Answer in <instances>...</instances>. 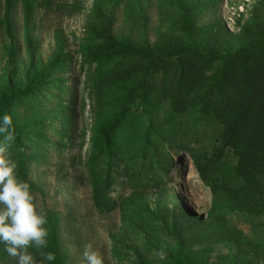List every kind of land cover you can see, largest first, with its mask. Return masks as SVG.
<instances>
[{
    "label": "trees",
    "instance_id": "obj_1",
    "mask_svg": "<svg viewBox=\"0 0 264 264\" xmlns=\"http://www.w3.org/2000/svg\"><path fill=\"white\" fill-rule=\"evenodd\" d=\"M132 1L94 0L81 46L84 61L94 67L87 180L99 213L121 211L125 238L110 236L119 264H154L146 255L149 242H129L139 243L142 235L169 241L164 264H264V0L256 1L244 23L238 19L237 32L213 12L217 0H157L164 22L154 39L150 17L140 5L133 11ZM17 3L32 72L26 79L16 68L6 74L0 114L13 116L17 138L8 156L36 196L31 175L38 155L31 148L46 133L38 98L63 82L54 75L70 57L58 45L43 67L36 64L35 0H0L7 38H15ZM122 11L134 21L123 34L116 31ZM8 49L16 55L15 48ZM72 96L79 97V88ZM77 122L73 113L62 124L68 147L75 144ZM66 147L60 143L57 150ZM185 157L211 191L206 217L173 190L174 172L187 173ZM47 214L48 251L56 252L55 264H69L60 218ZM13 262L0 246V264Z\"/></svg>",
    "mask_w": 264,
    "mask_h": 264
},
{
    "label": "rangeland",
    "instance_id": "obj_2",
    "mask_svg": "<svg viewBox=\"0 0 264 264\" xmlns=\"http://www.w3.org/2000/svg\"><path fill=\"white\" fill-rule=\"evenodd\" d=\"M93 1L35 0L36 12L32 37L36 64L43 67L53 56L58 45L63 47L70 59L64 69L54 75L55 78L63 79V82H57L38 98L39 104L36 110L39 111L46 125V133L45 138L38 144L32 143L31 149L37 153L38 157L33 162L31 176L37 188V203L60 218L61 238L64 250L68 254L69 264H84L82 252L88 243H91L94 249L104 257L105 264H119L112 249L110 236L112 233H118L125 238L121 211L117 209L102 214L96 210L85 166L95 116L94 102L90 97L91 75L94 67L84 61L81 46ZM256 1L217 0L213 12H218L227 26L237 32L238 19L244 23L249 18ZM63 3H78L80 7H65ZM132 5L133 11L138 10L137 5L142 6L150 17L149 25L152 29L150 36L154 39L156 30L164 22L158 1L133 0L129 6ZM3 7L0 6L1 18L4 17ZM13 19L16 26L13 41L7 38L5 28L0 24V84L12 69L16 68L18 76L24 79L32 72L24 37V18L20 3H17L14 8ZM131 23L134 21L122 11L116 24V31L126 33ZM9 47L15 48V56L10 55ZM77 88H79V97L75 99L72 93ZM83 101L86 105L84 109ZM21 111L25 113L24 108ZM73 113L78 116L79 127L72 140L75 143L74 146L68 147L66 140H62L61 129L66 116H72ZM60 143L67 146L64 151L57 150ZM187 165H189L187 173L182 174V171L178 173L177 170L174 174L172 173L175 178L173 190L184 197L198 215L206 217L212 205L211 191L199 178L192 160L185 157L184 167ZM178 170H181L179 165ZM148 199L154 203L155 194H150ZM240 225L250 236H255L250 226L243 222ZM129 242L133 245L149 242L151 249L146 252L147 258L154 264H164L165 251L170 244L164 237L161 236L155 241L142 235L138 239L139 243H134V240ZM218 251L226 253L227 249L219 247Z\"/></svg>",
    "mask_w": 264,
    "mask_h": 264
},
{
    "label": "clouds",
    "instance_id": "obj_3",
    "mask_svg": "<svg viewBox=\"0 0 264 264\" xmlns=\"http://www.w3.org/2000/svg\"><path fill=\"white\" fill-rule=\"evenodd\" d=\"M16 138L13 116L0 114V246L15 264H55L56 252L48 251L47 211L37 203L30 183L19 177L17 162L8 156ZM82 260L105 264L91 243L84 246Z\"/></svg>",
    "mask_w": 264,
    "mask_h": 264
}]
</instances>
